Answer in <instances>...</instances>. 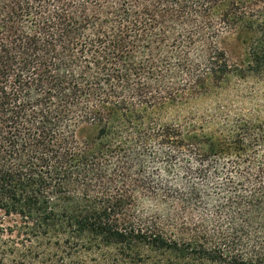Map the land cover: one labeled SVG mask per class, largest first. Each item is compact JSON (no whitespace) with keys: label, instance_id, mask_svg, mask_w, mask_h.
Returning a JSON list of instances; mask_svg holds the SVG:
<instances>
[{"label":"trees","instance_id":"1","mask_svg":"<svg viewBox=\"0 0 264 264\" xmlns=\"http://www.w3.org/2000/svg\"><path fill=\"white\" fill-rule=\"evenodd\" d=\"M263 74L264 0H0V264H264Z\"/></svg>","mask_w":264,"mask_h":264},{"label":"rangeland","instance_id":"2","mask_svg":"<svg viewBox=\"0 0 264 264\" xmlns=\"http://www.w3.org/2000/svg\"><path fill=\"white\" fill-rule=\"evenodd\" d=\"M224 41L228 43V40ZM237 50L232 53V59L234 58L237 60L238 55L242 52V48ZM220 94L215 95L209 100L207 98L206 101L202 103L204 108H214L218 106L224 107L234 113L240 111L264 112V74L255 78H232ZM93 133V130L87 129L80 133V137L87 138L93 135ZM143 205L145 208L150 206V204ZM4 223L10 225L12 224V219L5 218Z\"/></svg>","mask_w":264,"mask_h":264}]
</instances>
